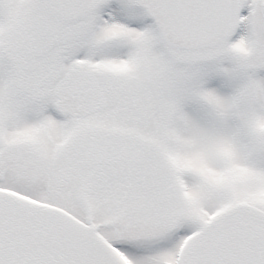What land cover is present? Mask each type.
<instances>
[{"label":"snow or ice","instance_id":"1","mask_svg":"<svg viewBox=\"0 0 264 264\" xmlns=\"http://www.w3.org/2000/svg\"><path fill=\"white\" fill-rule=\"evenodd\" d=\"M0 264H264V0H0Z\"/></svg>","mask_w":264,"mask_h":264}]
</instances>
